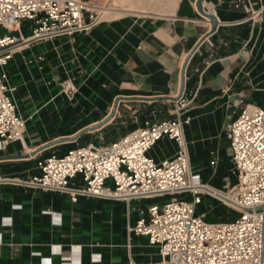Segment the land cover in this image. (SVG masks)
Wrapping results in <instances>:
<instances>
[{
	"label": "crops",
	"instance_id": "obj_1",
	"mask_svg": "<svg viewBox=\"0 0 264 264\" xmlns=\"http://www.w3.org/2000/svg\"><path fill=\"white\" fill-rule=\"evenodd\" d=\"M196 1L177 0L166 17L103 19L28 39L4 66L26 125L21 140L0 148V264H159L157 246L128 225L162 198L72 200L24 181L39 173L44 157L110 143L147 119L174 117L180 95L188 101L181 116L189 117L191 171L215 188L235 182L225 131L247 103L264 107V0H203L216 16L214 30ZM16 33L27 38L30 24ZM63 79L77 86L72 99L60 92ZM175 151V142L163 137L148 154L162 160ZM197 211L215 221L238 215L210 196Z\"/></svg>",
	"mask_w": 264,
	"mask_h": 264
},
{
	"label": "built area",
	"instance_id": "obj_2",
	"mask_svg": "<svg viewBox=\"0 0 264 264\" xmlns=\"http://www.w3.org/2000/svg\"><path fill=\"white\" fill-rule=\"evenodd\" d=\"M98 4L87 0H0V148L24 136L26 117L19 111L16 85L6 80L4 66L28 39L54 37L83 30L97 23ZM23 22L30 35L16 32ZM41 58V56H38ZM60 92L72 99L77 86L59 82ZM174 117L145 120L115 141L87 142L63 155L38 161L39 173L24 182L32 187L129 202L162 198L146 208L128 231L145 235L157 246L159 264H264V107L247 103L227 125L231 161L236 180L227 189L203 182L190 169L182 117L187 100L180 95ZM167 137L175 153L162 160L148 154ZM79 176L80 184L75 183ZM203 196L213 197L237 211L230 220H209L197 211Z\"/></svg>",
	"mask_w": 264,
	"mask_h": 264
},
{
	"label": "rangeland",
	"instance_id": "obj_3",
	"mask_svg": "<svg viewBox=\"0 0 264 264\" xmlns=\"http://www.w3.org/2000/svg\"><path fill=\"white\" fill-rule=\"evenodd\" d=\"M166 2L167 3L168 2H172V4H170V5L173 8L176 7L177 0H166ZM166 2H165V0H163V1H160L158 3H155L154 6L156 5V7L153 6V9L156 8V10L149 9V8H144L143 9L144 11H140V12L139 11H133L131 13V11L128 10V13L129 14L128 13H126V14L125 13H119L120 16L118 15V13H109V14H107V16L106 15H102V16L100 15V17H99L100 19L98 20V22L101 21V20H103V19H117V18H121V17H130V18H137V17H159V16L166 17V16L172 14L173 13V10H174L173 8H172V10H170V9L166 10L167 8H169V6H165V5H167ZM110 3H112L117 8L118 7L119 8H127L128 7V2L126 0L125 1H121V0H104V1H102L101 4H98V5H100L101 7H105V6H109ZM163 3H165V5ZM174 5H175V7H174ZM163 8H166L165 9L166 11H169L170 10L171 12H168L169 14H167L166 11ZM138 9H142V7H141L140 4H138ZM148 11H150V12H148ZM156 11H158V12H156ZM163 11H165V12H163ZM231 185L232 184L227 185L225 187V189L229 188Z\"/></svg>",
	"mask_w": 264,
	"mask_h": 264
},
{
	"label": "bare ground",
	"instance_id": "obj_4",
	"mask_svg": "<svg viewBox=\"0 0 264 264\" xmlns=\"http://www.w3.org/2000/svg\"><path fill=\"white\" fill-rule=\"evenodd\" d=\"M121 1H125V0H121ZM126 1L128 2V7L127 8H119V7L117 8L112 3H110L109 6H105V7H101L100 8V15L101 16L102 15H106L107 16V14H109V13H118V15H119V13H125V14L128 13V10H130L131 13H132L133 11H139V12L140 11H144L143 10L144 8L153 9V6H154L155 3H158V2L163 1V0H126ZM165 2H166V0H165ZM138 4L141 5L142 9H138ZM163 4L165 5V3H163ZM170 4H172V2H168L167 5H165V6H169V8H167V9L163 8V9L164 10L165 9L166 10H168V9L172 10L173 7ZM154 7H156V5ZM174 7H175V5H174ZM153 10H156V8H154ZM170 10L166 11V13L169 14L168 12H171ZM165 11H163V12H165ZM148 12H150V11H148ZM156 12H158V11H156ZM170 15H172V14H170Z\"/></svg>",
	"mask_w": 264,
	"mask_h": 264
},
{
	"label": "water",
	"instance_id": "obj_5",
	"mask_svg": "<svg viewBox=\"0 0 264 264\" xmlns=\"http://www.w3.org/2000/svg\"><path fill=\"white\" fill-rule=\"evenodd\" d=\"M202 1L203 0H197L196 1V5H197V8L198 10L200 11L201 14H203L204 16H206L207 18H209V20L211 21L212 25H211V30H214L215 27H216V16L213 14V13H210L208 11H206L203 7H202ZM191 54L188 55V57L186 58L183 66H182V72L184 74V70H185V66H186V63L189 59Z\"/></svg>",
	"mask_w": 264,
	"mask_h": 264
}]
</instances>
